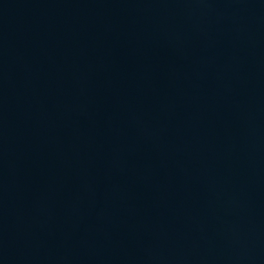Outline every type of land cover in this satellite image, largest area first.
I'll use <instances>...</instances> for the list:
<instances>
[{"label":"water","instance_id":"water-1","mask_svg":"<svg viewBox=\"0 0 264 264\" xmlns=\"http://www.w3.org/2000/svg\"><path fill=\"white\" fill-rule=\"evenodd\" d=\"M0 264H264V0H0Z\"/></svg>","mask_w":264,"mask_h":264}]
</instances>
